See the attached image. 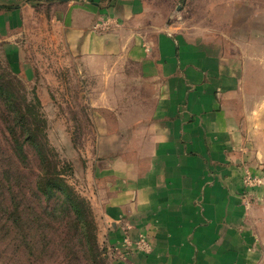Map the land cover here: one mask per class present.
Listing matches in <instances>:
<instances>
[{
	"label": "crops",
	"instance_id": "crops-1",
	"mask_svg": "<svg viewBox=\"0 0 264 264\" xmlns=\"http://www.w3.org/2000/svg\"><path fill=\"white\" fill-rule=\"evenodd\" d=\"M51 1L72 53L123 55L152 89L134 123L104 126L93 161L89 200L115 264H264V128L229 105L242 65L144 24V0Z\"/></svg>",
	"mask_w": 264,
	"mask_h": 264
},
{
	"label": "rangeland",
	"instance_id": "rangeland-1",
	"mask_svg": "<svg viewBox=\"0 0 264 264\" xmlns=\"http://www.w3.org/2000/svg\"><path fill=\"white\" fill-rule=\"evenodd\" d=\"M15 3L20 6L4 7ZM56 10L51 0H0V207H18V226L3 224L8 212L1 217L0 264H115L116 250L108 248L89 200L99 184L93 161L103 154L104 126L134 123L143 108L138 99L152 89L139 85L138 65L123 55L72 53ZM141 12L144 24L170 23L190 37H205L240 63L241 85L230 109L247 126L253 118L246 116L255 114L264 128V0H144ZM8 125L23 148L20 157ZM43 169L64 177L89 202L91 247L80 242L62 199L39 188Z\"/></svg>",
	"mask_w": 264,
	"mask_h": 264
},
{
	"label": "trees",
	"instance_id": "trees-1",
	"mask_svg": "<svg viewBox=\"0 0 264 264\" xmlns=\"http://www.w3.org/2000/svg\"><path fill=\"white\" fill-rule=\"evenodd\" d=\"M6 8H13L11 5H4ZM8 106H11L10 102H6ZM24 117L25 115L22 114ZM21 118V117H20ZM22 119V118H21ZM8 131L13 136V142L17 145L14 146L13 143V151L17 156L20 157V154L23 153V148L21 143L19 142V138L15 137V128L8 125ZM19 152V153H18ZM45 171L43 169V176L41 177V183H40V189L43 192L45 196H48L49 198L57 197L62 199V204L64 206V210H66L67 214L70 216L72 215L73 219L78 224V229L81 232L79 236V240L82 243L84 247H91L92 245H89L90 239L89 237L92 235V232L90 230L91 226V211L89 207V202L82 197L79 193L76 192V190L70 185L66 179L62 176H59V174H48L44 175ZM18 207H15V209H11L8 211L6 207H0V221L2 215H4V212H8L6 217V223L8 226L15 227L14 225L18 226V223H15V211ZM14 212V213H13ZM0 229H2V225L0 226ZM88 238V239H87ZM93 262L97 261L98 254L93 251Z\"/></svg>",
	"mask_w": 264,
	"mask_h": 264
}]
</instances>
